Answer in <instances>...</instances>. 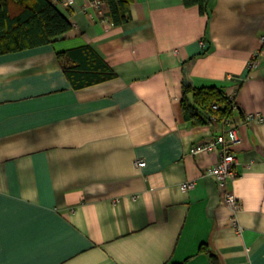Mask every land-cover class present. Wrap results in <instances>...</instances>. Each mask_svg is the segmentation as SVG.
<instances>
[{"label": "crops", "instance_id": "1", "mask_svg": "<svg viewBox=\"0 0 264 264\" xmlns=\"http://www.w3.org/2000/svg\"><path fill=\"white\" fill-rule=\"evenodd\" d=\"M52 1L73 29L0 56V264H264V0H130L121 26ZM85 45L115 79L73 86L57 53ZM185 86L237 104L236 214L190 153L229 127L193 125Z\"/></svg>", "mask_w": 264, "mask_h": 264}, {"label": "trees", "instance_id": "2", "mask_svg": "<svg viewBox=\"0 0 264 264\" xmlns=\"http://www.w3.org/2000/svg\"><path fill=\"white\" fill-rule=\"evenodd\" d=\"M107 17L114 26L131 21L130 0H105ZM210 0H183L207 13ZM73 24L52 0H0V56L53 44L65 37ZM66 76L75 88L106 82L117 77L108 63L90 45L57 53ZM219 108L216 109L215 106ZM184 114L193 125H208L216 118L221 123L233 118L228 97L217 87L185 86L182 100ZM213 264H220L211 255Z\"/></svg>", "mask_w": 264, "mask_h": 264}, {"label": "built area", "instance_id": "3", "mask_svg": "<svg viewBox=\"0 0 264 264\" xmlns=\"http://www.w3.org/2000/svg\"><path fill=\"white\" fill-rule=\"evenodd\" d=\"M60 3L71 5L74 0H59ZM106 2L105 0H87L84 11L86 13L97 12L105 22L113 25L111 20L106 16ZM264 42V37L262 38ZM259 57L260 51L256 52L254 58L249 63V68L256 69L259 67ZM233 110L237 109V104L233 97L229 98ZM216 109L219 107L216 105ZM259 119L262 120V116L260 114L256 116H250L249 119ZM214 121H218L216 118H213ZM221 123L227 125L229 127L228 131L221 137H219L213 143H197L194 144L190 153L192 155H204L217 152L219 154L220 160L213 167L209 168L207 171V176L212 177L216 180L218 186L222 189L225 203L234 211V213H238L242 204L241 201L235 196V194L229 189V182L231 180L236 179L240 175V171L238 169V159L235 153V146H237L241 142V137L239 134V126L234 121L233 118L224 119ZM137 166L145 167L146 162L138 161ZM195 183L189 182L184 184L182 187L184 190L194 188ZM239 231H242L239 228Z\"/></svg>", "mask_w": 264, "mask_h": 264}]
</instances>
